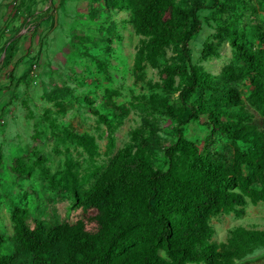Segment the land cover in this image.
I'll return each mask as SVG.
<instances>
[{"label":"rangeland","instance_id":"374dc122","mask_svg":"<svg viewBox=\"0 0 264 264\" xmlns=\"http://www.w3.org/2000/svg\"><path fill=\"white\" fill-rule=\"evenodd\" d=\"M197 1L177 4L189 9ZM222 1L227 4L224 11H201L203 31L189 44L195 61L220 88L225 86L223 69L243 68L244 63L229 40L212 36L218 28L231 26L257 46L253 28L264 29V0H242V6L235 0ZM17 2L0 0V84L8 83L10 74L17 79V85L0 92L4 255L13 251L9 237L15 232L16 211L32 227L38 220L52 224L82 220L88 230H96V212L84 210L77 196L116 174L126 146L135 148L142 138L148 140L158 148L150 157L153 167H164V150L174 141L181 120L168 116L154 100L167 98L180 107L184 86L177 76L172 90H167L164 72L179 62L175 51L179 34L158 58L145 61L143 70L136 71V55L146 38L136 32L126 0H30L19 9ZM209 37L214 52L199 57ZM8 42L16 43L17 53L6 65L3 49ZM234 86L241 92L243 110L261 127L259 111L246 102L250 81ZM182 130L202 155L231 158V141L208 119L192 121ZM210 224L212 242L225 250L231 230H264V201L255 205L249 201L242 216L214 215ZM263 253L258 248L246 259L263 264ZM160 255L167 258L164 252Z\"/></svg>","mask_w":264,"mask_h":264},{"label":"trees","instance_id":"16d2710c","mask_svg":"<svg viewBox=\"0 0 264 264\" xmlns=\"http://www.w3.org/2000/svg\"><path fill=\"white\" fill-rule=\"evenodd\" d=\"M126 1L136 32L146 38L136 55V71L180 35L175 45L179 62L164 72L167 90H172L175 77L183 78L181 106L167 98L154 100L168 116L181 120L174 141L164 150V167H153L150 157L158 148L148 140L142 138L135 148L126 146L116 174L77 196L84 210L96 212L94 231L82 220L57 224L38 220L32 227L16 211L15 232L9 237L12 254L4 255L5 237L0 233V264H251L254 261L246 258L264 249V230L238 227L230 231L229 244L221 251L212 242L210 224L214 215L242 216L249 201L254 205L264 201V29L253 28L257 46L231 26L218 28L212 36L229 40L244 63L243 68L223 69L225 86L220 88L195 61L189 44L203 31L201 11H224L225 1L198 0L189 9L177 0ZM235 1L243 5L242 0ZM29 2L18 0L15 6ZM3 51L9 65L16 57V43L8 42ZM212 52L210 39L199 57ZM9 77L8 83L0 84V92L17 85L14 74ZM246 79L252 86L246 102L259 111L261 127L243 110L244 100L234 86ZM203 117L231 141L230 159L202 155L183 135V126Z\"/></svg>","mask_w":264,"mask_h":264}]
</instances>
